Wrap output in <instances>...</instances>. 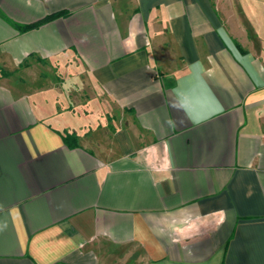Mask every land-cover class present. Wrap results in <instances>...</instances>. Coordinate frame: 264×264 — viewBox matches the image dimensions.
Masks as SVG:
<instances>
[{
    "label": "crops",
    "instance_id": "crops-1",
    "mask_svg": "<svg viewBox=\"0 0 264 264\" xmlns=\"http://www.w3.org/2000/svg\"><path fill=\"white\" fill-rule=\"evenodd\" d=\"M0 264H264V0H0Z\"/></svg>",
    "mask_w": 264,
    "mask_h": 264
},
{
    "label": "trees",
    "instance_id": "trees-1",
    "mask_svg": "<svg viewBox=\"0 0 264 264\" xmlns=\"http://www.w3.org/2000/svg\"><path fill=\"white\" fill-rule=\"evenodd\" d=\"M67 15V12L65 11H61V12H58V13H53L51 15H48L46 16L45 18H43L42 20L36 22V23H33V24H30V25H26V26H19V29L21 31H25V30H29V29H32V28H35V27H38L54 18H57V17H61V16H65ZM2 74H7V72L5 71H2ZM63 138H64V141L66 142V144L69 146V147H77L78 146V138L75 134H71V133H65L63 135Z\"/></svg>",
    "mask_w": 264,
    "mask_h": 264
},
{
    "label": "rangeland",
    "instance_id": "rangeland-1",
    "mask_svg": "<svg viewBox=\"0 0 264 264\" xmlns=\"http://www.w3.org/2000/svg\"><path fill=\"white\" fill-rule=\"evenodd\" d=\"M4 75V74H3Z\"/></svg>",
    "mask_w": 264,
    "mask_h": 264
}]
</instances>
